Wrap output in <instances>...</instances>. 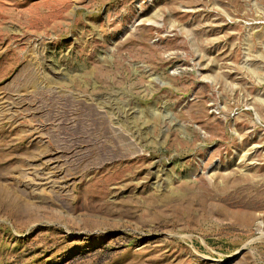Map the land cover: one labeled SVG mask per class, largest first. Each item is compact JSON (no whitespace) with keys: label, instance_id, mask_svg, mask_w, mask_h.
<instances>
[{"label":"rangeland","instance_id":"obj_1","mask_svg":"<svg viewBox=\"0 0 264 264\" xmlns=\"http://www.w3.org/2000/svg\"><path fill=\"white\" fill-rule=\"evenodd\" d=\"M0 264H264V0H0Z\"/></svg>","mask_w":264,"mask_h":264}]
</instances>
